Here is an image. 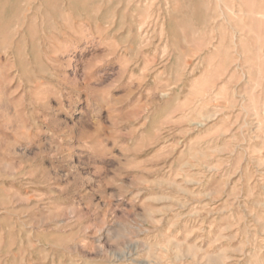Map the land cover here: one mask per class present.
I'll return each instance as SVG.
<instances>
[{
  "label": "rangeland",
  "instance_id": "1",
  "mask_svg": "<svg viewBox=\"0 0 264 264\" xmlns=\"http://www.w3.org/2000/svg\"><path fill=\"white\" fill-rule=\"evenodd\" d=\"M46 1L0 0V264H264V0Z\"/></svg>",
  "mask_w": 264,
  "mask_h": 264
},
{
  "label": "bare ground",
  "instance_id": "2",
  "mask_svg": "<svg viewBox=\"0 0 264 264\" xmlns=\"http://www.w3.org/2000/svg\"><path fill=\"white\" fill-rule=\"evenodd\" d=\"M3 1H4V0H3ZM20 1H21V0H20ZM24 1H25V0H24ZM32 1H34V0H32ZM42 1H43V0H42ZM50 1H51V0H50ZM57 1H58V0H57ZM73 1H76V0H73ZM81 1H82V0H81ZM81 1L78 0V2H81ZM1 2H2V0H1ZM28 2H29V1H28ZM35 2H36V1H35ZM48 2H49V1L47 0L46 3H48ZM51 2H56V1H51ZM51 2H50V4H51ZM78 2H76V3H78ZM4 3H5V2H4ZM46 3H44V6H46V5H45ZM59 3H60V1H59ZM63 3H64V2H63ZM69 3H70V2H69ZM71 3H72V1H71ZM0 4H1V3H0ZM17 4H18V3H17ZM21 4H22V3H20V5H21ZM26 4H28V3H26ZM26 4H24V6H25ZM40 4H41V3H40ZM56 4H57V3H56ZM56 4H55V5H56ZM61 4H62V3H61ZM66 4H67V3H66ZM85 4H87V3H85ZM2 5H3V4H2ZM34 5H35V4H34ZM52 5L54 6V4H52ZM59 5H60V4H59ZM59 5H58V7H59ZM74 5H75V3H74ZM48 6H50V5L48 4ZM69 6H71V4H70ZM72 6H73V5H72ZM83 6H84V5H83ZM4 7H5V6H2V8H4ZM11 7H13V5H11ZM17 7H18V6H17ZM22 7H23V5H22ZM25 7H26V6H25ZM40 7H41V6H40ZM55 7H56V6H55ZM58 7H56V8H58ZM74 7H76V6H73L72 9H74ZM84 7H85V6H84ZM2 8H0V9H2ZM19 8H20V6H19ZM45 8H46V7H45ZM50 8H51V7H50ZM86 8H87V7H86ZM5 9H6V7H5ZM10 9H12V8H10ZM14 9H15V8H14ZM17 9H18V8H17ZM26 9H27V7H26ZM26 9H25V10H26ZM51 9H52V8H51ZM75 9H76V8H75ZM75 9H74V10H75ZM80 9H82V8H80ZM84 9H85V8H84ZM25 10H24V11H25ZM36 10H37V9H36ZM53 10H54V9H53ZM55 10H56V9H55ZM5 11H6V10H5ZM5 11H4V13H5ZM15 11H16V10H15ZM22 11H23V8H22ZM29 11H30V10H29ZM32 11H34V10H32ZM32 11H30V12H32ZM0 12H1V10H0ZM6 12H7V14H8V10H7ZM12 12H13V10H12ZM20 12H21V10H20ZM34 12H35V11H34ZM84 12H86V11H84ZM13 13H14V12H13ZM18 13H19V12H18ZM36 13H37V12H36ZM86 13H88V12H86ZM0 15H2V14H0ZM5 15H6V14H5ZM16 15H17V14H16ZM21 15H23V13H22ZM2 17H3V16H2ZM31 17H32V15H31ZM31 17H30V18H31ZM4 18H5V16H4ZM12 18H13V17H12ZM12 18H11V19H12ZM32 18H33V17H32ZM0 19H1V18H0ZM11 19H10V20H11ZM16 19H18V16H17ZM16 19H15V20H16ZM28 19H29V18H28ZM2 20H4V19H2ZM15 20H14V21L11 20V22H12V21L15 22ZM35 20H36V19H35ZM4 21H6V19H5ZM18 21H19V19H18ZM27 21H28V20H27ZM32 21L34 22V20H32ZM0 22L2 23V21H0ZM6 22H7V21H6ZM29 22H31V21H29ZM29 22H28V23H29ZM33 22H32V23H33ZM35 22H36V21H35ZM3 23H5V22H3ZM18 23L20 24V22H18ZM24 23H25V22H24ZM26 23H27V22H26ZM19 24H18V26L20 27ZM9 25H12V24L9 23L8 26H9ZM14 25H15V24H14ZM14 25H12V27H13ZM23 25H24V24H23ZM28 25H29V24H28ZM31 25H32V24H31ZM43 25H44V24H43ZM1 26H2V25H1ZM6 26H7V24H6ZM8 26H7V27H8ZM36 26H37V25H36ZM10 27H11V26H10ZM21 27H22V26H21ZM28 27H29V26H28ZM37 27H38V26H37ZM43 27H44V26H43ZM45 27H46V26H45ZM5 28H6V27H5ZM16 28H17V27H16ZM23 28H24V27H23ZM23 28H22V29H23ZM25 28H26V26H25ZM48 28H49V27H48ZM6 29H8V28H6ZM11 29H12V28H11ZM11 29H10V30H11ZM2 30H3V29H2ZM12 30H13V29H12ZM16 30H18V29H16ZM23 30H24V29H23ZM27 30H28V28H27ZM5 31H6V33L9 32V31H7V30H5ZM32 31H33V30H32ZM11 32H12V31H11ZM13 32H14V31H13ZM28 32H30V29H29ZM6 33H5V34H6ZM9 33H10V32H9ZM1 35H2V34H1ZM7 35H9V34H7ZM30 37H31V35H30ZM19 38H20V37H19ZM34 39H36V38H34ZM15 40H16V39H15ZM15 40H14V41H15ZM12 41H13V40H12ZM11 44H12V43H11ZM33 44H34V43H33ZM21 45H22V44H21ZM0 47H1V46H0ZM17 47H18V46H17ZM18 48H20V47H18ZM2 49H3V48H2ZM14 49H15V47H14ZM28 49H30V48H28ZM32 49H33V48H32ZM2 51H3V50H2ZM28 51H29V50H28ZM0 52H1V51H0ZM3 52H4V51H3ZM9 52H10V51H9ZM30 52H32V51H30ZM33 53H34V52H33ZM19 54H21V51H20ZM15 55H16V54H15ZM21 56H22V55H21ZM33 56H34V54H33ZM27 57H28V55H27ZM16 60H17V59H16ZM18 60H19V59H18ZM21 62H22V61H21ZM18 63H20V62H18ZM33 64H34V63H33Z\"/></svg>",
  "mask_w": 264,
  "mask_h": 264
}]
</instances>
